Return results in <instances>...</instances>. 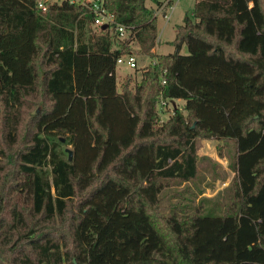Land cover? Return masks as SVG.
<instances>
[{"label":"trees","instance_id":"obj_1","mask_svg":"<svg viewBox=\"0 0 264 264\" xmlns=\"http://www.w3.org/2000/svg\"><path fill=\"white\" fill-rule=\"evenodd\" d=\"M150 1L101 0L112 21L93 28L90 0H0V185L13 160L1 138L10 149L24 134L9 180L23 203L7 218L0 197V264H264V0H195L161 54L156 12L171 0ZM133 40L149 62L119 89ZM168 99L185 112L159 122ZM199 136L232 141V202L171 213L168 240L148 207L164 183L204 178Z\"/></svg>","mask_w":264,"mask_h":264},{"label":"rangeland","instance_id":"obj_2","mask_svg":"<svg viewBox=\"0 0 264 264\" xmlns=\"http://www.w3.org/2000/svg\"><path fill=\"white\" fill-rule=\"evenodd\" d=\"M52 1V0H50ZM163 1L164 0H159ZM146 5L155 7L156 3L150 0H146ZM195 0H171L170 4H165L160 7L156 12V27H157V44L155 46L156 53H168L174 50V46L171 41L174 39L176 26L183 22L184 15L187 14L192 17V11L194 8ZM167 5V6H166ZM93 28H96L92 26ZM160 40V42L158 41ZM159 43V44H158ZM138 45L133 40L128 46L123 48V51L131 52L136 56L137 64L135 68H128L125 63L120 61L116 65V81L117 87L121 89L123 82H128V87L133 89L135 81L140 79V73L143 67L149 62L147 56L141 55L137 52ZM181 53H187L186 46L183 45ZM159 107V105H157ZM183 100L182 99H168L164 106H162L161 113L159 115V122L167 119L168 115L176 107L182 112ZM39 110V108H37ZM28 130H32L31 126ZM23 132L20 133L19 142L14 147L8 149L6 143L1 138L2 146L4 147L7 155L13 156V160L9 163L10 157L3 159L4 166L7 169L4 170L3 182L0 185V197H5L2 202V208L4 215L9 217L8 210L13 202L16 201L17 205H22V198L20 194H16L10 187L9 180L13 178L14 171V157H16L17 149L23 144ZM2 135L0 134V137ZM59 148L64 152L63 156H67L66 149H72L71 144L62 143ZM196 152L198 156V170L204 173V178L199 182V177L194 180L178 181L171 180L164 183V187L158 195V202L155 205H149L148 210L150 212L152 221L157 227L158 231L166 237L168 240L173 238L172 230L167 222V218L173 212H176L178 217L189 218L194 212V207L199 206L200 203L212 204L214 201H218L222 206L228 208L232 202V193L234 190V171L228 167L229 160L233 154V145L231 140L223 139L217 140L213 137L199 136L196 139ZM203 167H207V170H203ZM200 175V174H198ZM19 208H23L19 206ZM200 209L205 210V206H200ZM71 210L65 215L64 221L57 218L55 226L60 227L64 237L66 236L67 223L70 221ZM31 220V219H29ZM68 221V222H67ZM56 236L57 232H54ZM60 240L66 245L67 240Z\"/></svg>","mask_w":264,"mask_h":264},{"label":"built area","instance_id":"obj_3","mask_svg":"<svg viewBox=\"0 0 264 264\" xmlns=\"http://www.w3.org/2000/svg\"><path fill=\"white\" fill-rule=\"evenodd\" d=\"M46 1L49 0H37V6L41 9H45ZM69 1H77V0H69ZM92 2L91 9L94 13L92 26L99 27L100 25H105L112 21V15L105 11V9L101 6V0H90ZM124 29L122 26L117 27V34L119 37H124ZM120 61L125 63L128 68H135L137 64L136 56L133 53H122L116 59L117 62Z\"/></svg>","mask_w":264,"mask_h":264},{"label":"water","instance_id":"obj_4","mask_svg":"<svg viewBox=\"0 0 264 264\" xmlns=\"http://www.w3.org/2000/svg\"><path fill=\"white\" fill-rule=\"evenodd\" d=\"M105 25H103L102 27H104ZM67 153H68V158L71 159V150L70 149H66Z\"/></svg>","mask_w":264,"mask_h":264},{"label":"crops","instance_id":"obj_5","mask_svg":"<svg viewBox=\"0 0 264 264\" xmlns=\"http://www.w3.org/2000/svg\"><path fill=\"white\" fill-rule=\"evenodd\" d=\"M160 42V40H158ZM159 44V43H158ZM154 51H155V47H154ZM156 52V51H155Z\"/></svg>","mask_w":264,"mask_h":264}]
</instances>
